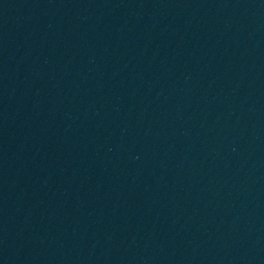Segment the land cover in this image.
<instances>
[{
    "label": "water",
    "instance_id": "water-1",
    "mask_svg": "<svg viewBox=\"0 0 264 264\" xmlns=\"http://www.w3.org/2000/svg\"><path fill=\"white\" fill-rule=\"evenodd\" d=\"M0 264H264V0H0Z\"/></svg>",
    "mask_w": 264,
    "mask_h": 264
}]
</instances>
